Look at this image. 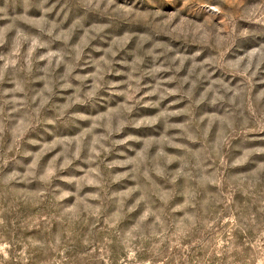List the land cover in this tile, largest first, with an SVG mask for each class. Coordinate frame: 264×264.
Masks as SVG:
<instances>
[{
    "label": "rangeland",
    "instance_id": "obj_1",
    "mask_svg": "<svg viewBox=\"0 0 264 264\" xmlns=\"http://www.w3.org/2000/svg\"><path fill=\"white\" fill-rule=\"evenodd\" d=\"M0 264H264V0H0Z\"/></svg>",
    "mask_w": 264,
    "mask_h": 264
}]
</instances>
